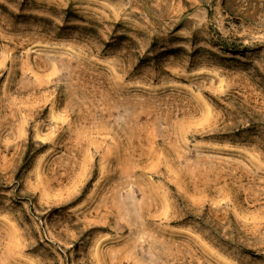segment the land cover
I'll list each match as a JSON object with an SVG mask.
<instances>
[{"label":"rangeland","instance_id":"obj_1","mask_svg":"<svg viewBox=\"0 0 264 264\" xmlns=\"http://www.w3.org/2000/svg\"><path fill=\"white\" fill-rule=\"evenodd\" d=\"M0 264H264V0H0Z\"/></svg>","mask_w":264,"mask_h":264}]
</instances>
